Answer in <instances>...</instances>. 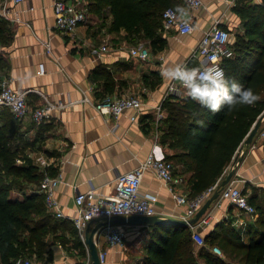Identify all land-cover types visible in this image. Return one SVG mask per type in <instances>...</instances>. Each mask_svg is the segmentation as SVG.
Instances as JSON below:
<instances>
[{"label":"crops","instance_id":"0c3cea01","mask_svg":"<svg viewBox=\"0 0 264 264\" xmlns=\"http://www.w3.org/2000/svg\"><path fill=\"white\" fill-rule=\"evenodd\" d=\"M55 0H24L11 4L19 11L21 20L7 19L10 27V43L0 44V54L6 57L9 66L1 71L13 78L15 88L27 91L28 102L37 106L45 101V93L52 101L61 104L41 126L30 125L24 120L21 130L25 134L39 138V147L29 149L35 159L46 155L62 171L63 181L57 188V196L67 214L72 219L76 213L75 197L79 191L95 188L100 195H110L116 191L117 176L137 167L152 150L165 157L168 144L161 141L165 117L168 114L164 100L170 79L161 76L163 62L200 65V58L191 56L203 31L215 20L234 31L240 29L241 19L233 10L236 0H205V6L188 9V16L195 24L189 33L177 29L166 30L165 47L151 51L147 60H141L130 53L129 42L124 37L126 30H109L101 25L94 26V20L80 24L73 35L65 34L55 27ZM260 2V0H254ZM96 17L100 16L93 13ZM1 16V15H0ZM3 17V16H2ZM49 40L52 51H48L45 41ZM103 43L109 50L98 55L97 49ZM164 58H161V57ZM196 58V59H193ZM46 63V72H39V63ZM109 74V79L103 77ZM112 86V87H111ZM140 93L147 102L138 120H132L135 109L129 108L119 117L104 115L95 106L104 93ZM187 94L181 85L180 97ZM88 95L90 100L83 97ZM171 95V94H170ZM162 104L164 117H156L154 105ZM29 126L30 128H27ZM264 117L253 142L257 146L244 145L243 158L233 178L236 184L251 195L255 189L264 188ZM55 150L58 156H50ZM180 189L187 194L188 175ZM140 191L155 203L157 213L185 217V206L178 205L173 193L153 169L143 175ZM21 195V193L17 192ZM213 212L212 221L200 232H221L222 221L235 224L244 214L229 200L217 205L216 200L208 209ZM246 214V213H245ZM249 215V214H248ZM101 220L91 223L94 227ZM126 230V247H112L103 232L95 234L99 247L107 248V259L103 264H143L145 245L149 241L150 229L145 224L115 223ZM69 222V227L72 228ZM67 226L65 237L53 239L50 248L52 258H33L34 264H88L89 251L76 247L71 229ZM85 242V240H84ZM46 262V263H45ZM91 262V261H90ZM200 264H204L200 260Z\"/></svg>","mask_w":264,"mask_h":264},{"label":"trees","instance_id":"16d2710c","mask_svg":"<svg viewBox=\"0 0 264 264\" xmlns=\"http://www.w3.org/2000/svg\"><path fill=\"white\" fill-rule=\"evenodd\" d=\"M180 3L182 0H89L87 6L89 12L100 16L102 27L115 32L125 29L122 38L126 42L137 44L143 39L151 51L157 52L167 44L163 12ZM233 10L240 16L242 27L234 31V54L223 60L225 74L251 86L259 99L231 108L223 105L217 111L188 94H171L163 103L168 114L163 119L161 141L169 146L166 158L174 163V173L185 179L188 175L190 197L218 186L264 111V4L236 0ZM10 34L8 20L0 16V44H9ZM8 66L6 57L0 54V83L8 75H1V71ZM103 77L109 79V74L103 73ZM23 121L9 106L0 105V264H18L19 257L52 258L51 242L64 239L69 222L74 244L82 248L83 255L85 242L74 220L50 211L40 190L45 173H58V165L53 161L43 167L29 154L28 150L38 148L40 142L38 136L31 139L21 130ZM29 121L32 126L42 124ZM49 155L56 157L59 153L53 150ZM249 200L256 207L254 217L241 225L222 221L221 232L202 234L204 244L194 238L191 225L145 224L150 229L143 264H200V260L204 264H264V188L255 189ZM215 245L223 254L213 250Z\"/></svg>","mask_w":264,"mask_h":264},{"label":"built area","instance_id":"2783aa9c","mask_svg":"<svg viewBox=\"0 0 264 264\" xmlns=\"http://www.w3.org/2000/svg\"><path fill=\"white\" fill-rule=\"evenodd\" d=\"M22 2L24 0H0V15L11 21L21 20L19 11L11 4ZM88 1L89 0H55V27L65 34H75L78 26L84 23L88 18ZM184 5L191 10L205 6V0H182ZM174 6L167 7L163 12L164 28L166 30L177 29L180 33H189L195 29V24L189 18V25L185 26L178 23L175 19ZM233 32L221 26L220 19L215 20L207 27L198 42L193 48L191 56L200 58V65H208L217 63L225 71L223 60L225 57L232 56L234 49L231 44ZM48 51H52V45L49 40L45 41ZM109 50V45L103 43L97 49L98 55H102ZM130 53L141 59L147 60L151 55V49L144 41L129 46ZM161 58H164L163 56ZM187 64V63H185ZM47 70L46 63H39V72L45 73ZM0 105H7L11 108L15 117L19 120H32L37 124L46 121L52 114L55 108L61 104L52 101L45 93L44 103L31 106L28 102L27 91L15 88L13 78L4 76L0 83ZM180 95L181 84L178 81L170 80L166 95ZM85 100H90L88 95L83 97ZM147 102L140 93L123 92L109 93L101 100L95 103L96 108L104 115L119 117L129 108L135 109V113L131 115L132 120H138L139 114L143 111V107ZM156 117L158 120L164 117L162 104L154 105ZM260 135H264L262 132ZM251 147L257 146L256 142L250 144ZM36 161L43 167L51 164V159L46 155H39ZM147 169H153L161 180L166 184L169 190L173 193L175 201L178 205L185 206V218L193 217L198 209L203 205L208 197L217 188V184L206 189L205 191L190 197L180 189L186 182L183 175L174 173V163L165 157L159 156L156 150H152L148 156L137 167L126 172H121L117 176L116 191L110 195H100L95 188H90L87 191H79L75 197L77 211L72 216L76 226L79 229L80 235L85 240V229L90 222L95 219L103 220L106 217L115 215L129 214H156L157 208L155 203L148 196L143 195L140 191L143 175ZM63 181L62 171L56 174L46 172L41 180L40 190L46 195V203L48 209L58 217H67L63 208V204L57 196V188ZM237 178H232L222 189L219 197L216 199V204L220 205L226 199L233 203L243 213L253 215L256 211L255 205L249 200V195L242 187L236 184ZM213 218V212L207 211L200 220L191 224L193 236L198 243L204 244V235L199 231L200 227L208 225ZM244 220H238L235 224H244ZM100 232H103L108 244L112 247H126V230L118 224L108 222L101 226ZM213 250L219 254L223 251L217 245L213 246ZM108 249L99 247V256L104 263L107 259ZM18 264H34L31 259L19 257ZM46 263V262H45ZM90 264V256L88 257Z\"/></svg>","mask_w":264,"mask_h":264},{"label":"clouds","instance_id":"9594fccd","mask_svg":"<svg viewBox=\"0 0 264 264\" xmlns=\"http://www.w3.org/2000/svg\"><path fill=\"white\" fill-rule=\"evenodd\" d=\"M175 19L181 25L190 26L188 9L183 5L176 6ZM160 73L164 78L178 81L191 98L213 111L223 105L231 108L238 104H253L259 99L258 92L234 78L229 79L217 63L188 66L163 62Z\"/></svg>","mask_w":264,"mask_h":264},{"label":"water","instance_id":"95a60500","mask_svg":"<svg viewBox=\"0 0 264 264\" xmlns=\"http://www.w3.org/2000/svg\"><path fill=\"white\" fill-rule=\"evenodd\" d=\"M260 2L264 4V0H260ZM263 117H264V111L259 115L258 119L255 121L248 135L244 139L243 143L240 145L239 149L235 153L232 162L226 169L215 191L212 193L210 197L206 199V201L198 209L196 214L190 219H187L185 217H177L174 215H164V214L156 213V214H129L127 216L115 215L110 218L106 217L105 219L101 220L98 224H96L94 227H91L92 222H90L85 229V243L89 251V256L91 261L90 264H103L99 256V246L95 240V234L99 232L101 226L107 224L108 222L129 223V224L164 223L170 225H183V226L197 223L200 220V218L208 211V209L211 207L213 202L219 197L221 189L233 178L243 158L244 145L249 146L252 143L255 135L260 129V125Z\"/></svg>","mask_w":264,"mask_h":264},{"label":"rangeland","instance_id":"374dc122","mask_svg":"<svg viewBox=\"0 0 264 264\" xmlns=\"http://www.w3.org/2000/svg\"><path fill=\"white\" fill-rule=\"evenodd\" d=\"M94 19H96V21L93 23V25L94 26H96V25H101V23H102V20L99 18V17H96V15H94L92 12H88V20L90 21V20H94ZM142 41H144L147 45H148V42L147 41H145V40H143L142 39ZM243 216H242V219L244 220V221H248L249 219H251L252 217H254V215H248V214H242ZM32 261H33V258H32Z\"/></svg>","mask_w":264,"mask_h":264}]
</instances>
